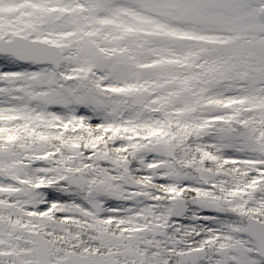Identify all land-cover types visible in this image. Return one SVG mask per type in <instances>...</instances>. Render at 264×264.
Instances as JSON below:
<instances>
[{
	"label": "snow or ice",
	"instance_id": "1",
	"mask_svg": "<svg viewBox=\"0 0 264 264\" xmlns=\"http://www.w3.org/2000/svg\"><path fill=\"white\" fill-rule=\"evenodd\" d=\"M0 264H264V0H0Z\"/></svg>",
	"mask_w": 264,
	"mask_h": 264
}]
</instances>
